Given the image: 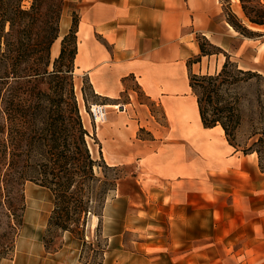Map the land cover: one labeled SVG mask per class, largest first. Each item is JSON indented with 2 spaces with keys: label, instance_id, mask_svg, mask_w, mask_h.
<instances>
[{
  "label": "crops",
  "instance_id": "1",
  "mask_svg": "<svg viewBox=\"0 0 264 264\" xmlns=\"http://www.w3.org/2000/svg\"><path fill=\"white\" fill-rule=\"evenodd\" d=\"M70 1L78 4L74 73L88 81L110 112L94 133L108 166L135 164L136 181L147 197L159 196V209L170 217L175 231V221L181 220L185 231L195 228V216L202 210L195 202L213 192L212 173L224 175L220 180L234 193L261 189L263 173L256 155L230 146L220 126L202 125L189 86V74L200 73L202 60L221 53L200 56L199 40L220 49L229 28L233 30L222 19L220 0ZM85 128L89 131L90 124ZM105 210L104 205L103 215ZM233 210L236 216L251 213L259 219L262 213L248 205ZM230 221L223 218L220 228L226 229ZM251 222L246 237L218 240L228 252L218 255L221 264H264V224ZM19 241L35 253H16L2 264L47 259L42 239ZM194 246L193 238L185 237L183 246L174 242L172 261L196 262L199 250Z\"/></svg>",
  "mask_w": 264,
  "mask_h": 264
},
{
  "label": "rangeland",
  "instance_id": "2",
  "mask_svg": "<svg viewBox=\"0 0 264 264\" xmlns=\"http://www.w3.org/2000/svg\"><path fill=\"white\" fill-rule=\"evenodd\" d=\"M66 2L68 5L63 7L57 23L56 39L60 37L58 40L59 53L61 47L64 49V57L56 65L55 70L58 72L53 71V63L59 53L56 57H51L50 54L47 74L40 75L44 77L29 84L32 89L30 95L25 94L26 85H22L14 101L15 104L21 106L20 108L30 103L33 108L31 110L32 119L28 121L30 117L27 118L18 113L14 114L15 118L13 117L10 121V117L8 118L6 114L0 115V141L4 144L2 148L5 149L4 158L0 164L2 166L0 171V264L13 259L16 253L17 255L27 253L25 254L27 256L28 253H35L34 250H29L24 242L21 244L19 241L21 238L42 239L45 242L47 259L36 258L37 262L34 264H176L172 261L174 256L172 245L174 242L177 245L180 241L183 246L185 237L193 238L196 244L194 248L199 250L196 256L197 261H191L190 264H221L217 258L223 257L228 252L218 240L233 242L236 238L246 237L250 233L248 223H252L251 221L260 220L264 224V173L261 176V189L255 190V194L244 190L234 193L223 180H220V177L224 175L212 173L213 192L204 197H198L195 202L196 206L202 207V210L198 211L195 216L197 223L195 228L191 230V233L185 231V224L181 220L175 221L178 228V231H175V225H172L170 217L159 209L161 205L159 196L152 193V198L147 197L136 181L135 164L108 166L100 155L98 141L94 136L96 126L90 120L89 107L92 103L105 104L106 102L92 92L85 78L77 77L74 73L72 54L76 39L72 20L77 15L78 4L76 1L66 0ZM260 2L264 4V0ZM30 4L31 0H21L22 8L27 9ZM220 6L221 16L225 22L233 20L234 16V20H240L248 27L249 24L241 13L239 2L220 0ZM258 27L263 29H251L252 33H241L233 27V30L229 28L222 48L219 49L216 46V48H211L206 45V50L218 52L220 50L221 53H217V56L208 60L204 58L200 63V73L197 75H212L218 72L225 61L224 54L228 55L229 61L238 69L264 75V36L261 35L264 33V26ZM64 36L66 39L62 44ZM199 41L205 43L203 39ZM48 74L51 75L48 76ZM255 90L256 85L253 80L251 85L243 83L235 90L241 96L242 118L234 139L235 143L240 146L234 149L241 153H243L242 149L248 147L252 141L251 138L248 139V131L249 119L255 105L253 102ZM119 108L121 110V107ZM75 110L80 117L83 129L86 130L85 125L90 124L91 126L89 131L86 130L87 135L84 136V140L91 158L95 161L94 175L100 181L112 183L114 186L106 193L105 215H103V209L92 206L93 212L96 213L94 215L96 220L91 221L92 215H88L81 234L50 229L48 221L53 216L54 209L51 191L31 180L23 179L21 183L19 182L21 181L20 172H23V166L26 164V157L23 153L26 146L24 138L33 131L39 133L40 128L45 127L43 119L47 115L57 119L55 121L57 126L50 127L45 136H40V150H46L47 154L45 158L44 156L40 158L39 151L36 150L32 153L29 164L31 162L38 165L46 162L51 164L54 160L52 153L60 152L64 148V143L69 145L68 148L77 151L78 148L74 146L71 138L75 132L72 120L75 119ZM150 110L155 111L156 108L151 106ZM53 131L55 132L52 133ZM52 137L58 144L54 150L48 147V140ZM246 143L248 144L245 146ZM12 158L14 167L11 170L8 168L7 173L9 174L6 175L4 173L5 164ZM262 167L264 169V162ZM29 174L37 177L33 172ZM240 176L245 180L248 179L246 175ZM100 184L99 181L92 182L88 188L89 194L97 193ZM238 188L243 189V186L240 185ZM242 205L260 208L262 212L260 219L251 213L244 214V217L233 214V207ZM13 207L16 211L12 210ZM213 210L214 214H212ZM225 217L231 219L230 225H227L226 229L220 228L221 220ZM238 223H242V226ZM213 225L214 229L211 230ZM262 237H264L263 234ZM21 264L30 263L26 259Z\"/></svg>",
  "mask_w": 264,
  "mask_h": 264
},
{
  "label": "trees",
  "instance_id": "3",
  "mask_svg": "<svg viewBox=\"0 0 264 264\" xmlns=\"http://www.w3.org/2000/svg\"><path fill=\"white\" fill-rule=\"evenodd\" d=\"M244 19L248 24L264 26V4L260 0H238ZM68 5L66 0H31L29 8H22L21 0H0V115L6 114L10 121L14 114L26 116L28 121L32 119L29 103L27 106L15 104L18 89L26 85V95L31 94L30 83L37 81L42 74H47V67L50 63V49L57 38V23L64 6ZM76 17L72 20V27H76ZM235 30L241 33H252L239 20L227 21ZM264 36V33H261ZM66 36L62 39V44ZM199 41L200 56H210L217 51H208L205 46L216 48L214 45ZM75 52V47H74ZM72 54V59L74 56ZM221 69L215 74L197 75L189 74V86L196 97V103L201 123L204 127L210 128L219 125L225 135L226 141L233 148L240 145L235 143L236 131L241 125L242 110L240 107L241 96L235 91L243 83L256 85L255 103L252 115L249 119L248 139H252L248 147L243 148V154L256 153L258 166L262 173L264 169V75L238 69L229 61L227 54ZM64 57V49L61 47L58 58L54 61V72H58L56 65ZM51 74H48L50 76ZM242 84V85H241ZM239 94V95H238ZM4 104V106H2ZM63 118V116H61ZM45 127L40 128L39 133L33 131L24 140L26 146L23 153L26 157V164L23 172H20V183L23 179L36 182L42 187L49 189L54 199L53 216L49 218L48 227L60 231L76 232L81 234L88 215H95L93 207L103 209L106 193L114 186L112 183L100 181L94 175L93 167L95 161L86 147L84 136L87 135L83 129L80 117L75 110V132L72 134V143L77 146V151L64 148L60 152L52 153L54 159L51 164L29 161L33 152L38 150L40 158L46 156L47 152L40 150V136H45L50 127L57 126V119L47 115L43 119ZM31 123V122H30ZM32 124V123H31ZM1 130V127H0ZM1 132V131H0ZM53 131L52 133H54ZM38 135V137H36ZM51 136V135H50ZM44 139V137H42ZM38 142V143H37ZM55 138L48 140V147L51 150L57 148ZM36 144H39L36 146ZM248 143L245 144V146ZM4 144L0 141V164L4 158ZM244 146V147H245ZM76 154V156H75ZM12 160L5 164L4 173L13 169ZM0 166V171H1ZM29 172H33L32 177ZM99 181L97 193L89 194L88 188L92 182ZM13 206V205H12ZM93 206V207H92ZM10 208V207H9ZM15 210V207L12 208ZM99 215V214H97ZM100 219V218H99ZM45 245V242H44Z\"/></svg>",
  "mask_w": 264,
  "mask_h": 264
},
{
  "label": "built area",
  "instance_id": "4",
  "mask_svg": "<svg viewBox=\"0 0 264 264\" xmlns=\"http://www.w3.org/2000/svg\"><path fill=\"white\" fill-rule=\"evenodd\" d=\"M89 117L95 126L103 124L108 119V110H106L104 104L92 103L89 107Z\"/></svg>",
  "mask_w": 264,
  "mask_h": 264
},
{
  "label": "bare ground",
  "instance_id": "5",
  "mask_svg": "<svg viewBox=\"0 0 264 264\" xmlns=\"http://www.w3.org/2000/svg\"><path fill=\"white\" fill-rule=\"evenodd\" d=\"M236 2H239L238 0H235ZM240 4V3H239ZM237 5V4H236ZM235 7V6H234ZM237 7V6H236ZM238 9V8H237ZM240 12H241V10H240ZM242 13V12H241ZM63 26V25H62ZM248 27L250 28V29H256V30H258V29H263V28H261V27H258L257 25H251V24H249L248 25ZM60 39V37L58 38V39H56L55 41H54V43L52 44V46H51V49H50V54H51V57H54L55 55H56V53H57V51H58V40ZM83 101V100H82ZM86 114V113H85ZM219 126V125H218ZM253 154H255V153H253ZM255 156V155H254ZM92 220H96V216H94V215H92L91 216V221ZM90 224H93L92 222H90Z\"/></svg>",
  "mask_w": 264,
  "mask_h": 264
}]
</instances>
